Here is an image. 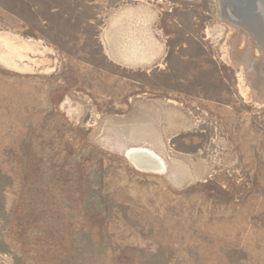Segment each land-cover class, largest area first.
<instances>
[{"label":"rangeland","instance_id":"374dc122","mask_svg":"<svg viewBox=\"0 0 264 264\" xmlns=\"http://www.w3.org/2000/svg\"><path fill=\"white\" fill-rule=\"evenodd\" d=\"M226 1L0 0V264H264V48Z\"/></svg>","mask_w":264,"mask_h":264},{"label":"bare ground","instance_id":"6f19581e","mask_svg":"<svg viewBox=\"0 0 264 264\" xmlns=\"http://www.w3.org/2000/svg\"><path fill=\"white\" fill-rule=\"evenodd\" d=\"M226 2L230 3L227 4L231 9H233V11L238 12L239 15L244 17V22L246 23L247 27H249L247 28V30H250L253 33V35L249 33L251 43L261 46V49L262 46L264 48V0H227ZM249 24L251 25V27L249 26ZM2 42H4L5 45V48L2 51L4 56L8 55L9 49H16L14 45L9 44L6 40H3ZM238 59L242 61L248 68H254L256 74L254 77L250 76V81L252 85L259 90V92L262 94V98L264 99V60L259 61V63H254V61H250L246 55H241L238 57ZM145 153L150 154L151 157L156 159V155H154L153 153L149 151H145Z\"/></svg>","mask_w":264,"mask_h":264},{"label":"water","instance_id":"95a60500","mask_svg":"<svg viewBox=\"0 0 264 264\" xmlns=\"http://www.w3.org/2000/svg\"><path fill=\"white\" fill-rule=\"evenodd\" d=\"M228 4H230V3H228ZM228 4H226V5L228 6ZM228 8H230V6H228ZM226 14H227L228 18L230 20H232L233 23L237 24L238 26L242 27L243 29L248 28V27L245 26L246 23L244 21H242L241 17H239L238 15L235 16L236 17L235 18L234 14L228 9H227V13Z\"/></svg>","mask_w":264,"mask_h":264}]
</instances>
